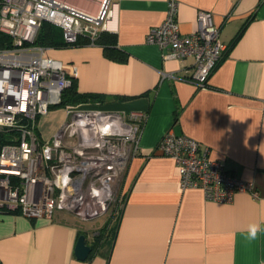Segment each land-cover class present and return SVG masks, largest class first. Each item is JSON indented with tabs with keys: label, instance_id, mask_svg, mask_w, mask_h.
I'll return each mask as SVG.
<instances>
[{
	"label": "crops",
	"instance_id": "crops-1",
	"mask_svg": "<svg viewBox=\"0 0 264 264\" xmlns=\"http://www.w3.org/2000/svg\"><path fill=\"white\" fill-rule=\"evenodd\" d=\"M68 1L95 14L102 0ZM112 1L105 32L115 36L124 60L108 58L95 44L47 52L76 68L78 92L102 96L86 106L146 115L120 185L116 229L79 261L78 237L84 233L90 246L99 231L61 211L35 219L2 213L0 264H264V231L246 238L249 224L264 229V0H176L182 33L197 29L199 11L210 12L219 27L225 50L203 89L184 80L191 60L163 61L158 47L146 43L149 29L165 18L167 0ZM168 132L208 149L235 177L253 183L260 199L237 193L219 203L198 188L182 190L174 161L156 151Z\"/></svg>",
	"mask_w": 264,
	"mask_h": 264
},
{
	"label": "built area",
	"instance_id": "built-area-1",
	"mask_svg": "<svg viewBox=\"0 0 264 264\" xmlns=\"http://www.w3.org/2000/svg\"><path fill=\"white\" fill-rule=\"evenodd\" d=\"M113 6L102 0L92 14L68 0H0V33L8 39L0 47V214L17 210L35 219L61 211L92 221L117 208L145 113L67 105L58 131L42 139L39 119L61 103L77 70L34 44L42 22L60 28L66 44L80 36L94 41L109 30ZM176 14V0H167L165 18L149 29L146 43L158 47L163 61L191 60L184 80L206 88L225 50L219 27L210 12L199 11L197 29L182 33ZM156 151L174 161L182 190L198 188L205 199L219 203L231 202L237 193L261 197L253 183L235 177L191 138L168 132Z\"/></svg>",
	"mask_w": 264,
	"mask_h": 264
},
{
	"label": "trees",
	"instance_id": "trees-1",
	"mask_svg": "<svg viewBox=\"0 0 264 264\" xmlns=\"http://www.w3.org/2000/svg\"><path fill=\"white\" fill-rule=\"evenodd\" d=\"M7 40H8L7 37L0 33V47H1V43ZM34 44L47 49L48 48L57 49L64 46L77 47L88 44H95L103 48V51L108 58L118 61H122L125 59V54L122 51H120L115 45V36L105 31L101 32L97 37V39L94 41H91L88 37L80 36L74 43L66 44L62 39V32L60 28L48 22H42L38 34L35 38ZM102 100H103L102 96L100 95L78 92L76 88V79H72L71 85L62 92L61 103L58 105V107L64 108L67 105L75 106V105L94 104V102L101 103ZM1 137L2 136L0 135V141H1ZM119 199H121L120 208H114L111 211L109 224H107L105 228H103L102 230H99L98 234L94 239V243L90 245L92 248V252L89 258L94 254V252L98 248V244L100 245V241L101 244L107 242L109 239L108 240L106 239L113 235L114 230L116 229L117 226L118 215L121 211V207L123 204L122 197H120ZM117 207H119V204L117 205ZM8 213L20 214V211L16 210Z\"/></svg>",
	"mask_w": 264,
	"mask_h": 264
},
{
	"label": "rangeland",
	"instance_id": "rangeland-1",
	"mask_svg": "<svg viewBox=\"0 0 264 264\" xmlns=\"http://www.w3.org/2000/svg\"><path fill=\"white\" fill-rule=\"evenodd\" d=\"M64 119V109L62 107H54L51 108L49 115L46 117L44 116L43 118H40L38 126L39 130L41 132V138L45 139L48 138L49 133L56 130L55 132L58 131L60 125L62 124V121ZM53 135H51L49 138H51ZM117 202L119 204L120 208L121 206V199H117ZM116 204V205H118ZM116 213V212H115ZM111 217V212L108 211L104 213L103 215L99 216L97 219L92 220L91 222H85L81 221V226L84 228H87L88 230H95L99 231L105 228L107 224H109V219ZM111 223V222H110Z\"/></svg>",
	"mask_w": 264,
	"mask_h": 264
},
{
	"label": "water",
	"instance_id": "water-1",
	"mask_svg": "<svg viewBox=\"0 0 264 264\" xmlns=\"http://www.w3.org/2000/svg\"><path fill=\"white\" fill-rule=\"evenodd\" d=\"M91 252L92 248L87 244L85 234H81L77 239L74 249V255L76 259L79 261H87Z\"/></svg>",
	"mask_w": 264,
	"mask_h": 264
},
{
	"label": "clouds",
	"instance_id": "clouds-1",
	"mask_svg": "<svg viewBox=\"0 0 264 264\" xmlns=\"http://www.w3.org/2000/svg\"><path fill=\"white\" fill-rule=\"evenodd\" d=\"M261 231H264V229H261L259 224L251 223L247 227V236H246V238L248 240H256L258 238V234Z\"/></svg>",
	"mask_w": 264,
	"mask_h": 264
},
{
	"label": "flooded vegetation",
	"instance_id": "flooded-vegetation-1",
	"mask_svg": "<svg viewBox=\"0 0 264 264\" xmlns=\"http://www.w3.org/2000/svg\"><path fill=\"white\" fill-rule=\"evenodd\" d=\"M119 196H120V194L118 193L117 196H116V198L119 199Z\"/></svg>",
	"mask_w": 264,
	"mask_h": 264
}]
</instances>
